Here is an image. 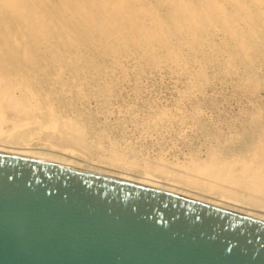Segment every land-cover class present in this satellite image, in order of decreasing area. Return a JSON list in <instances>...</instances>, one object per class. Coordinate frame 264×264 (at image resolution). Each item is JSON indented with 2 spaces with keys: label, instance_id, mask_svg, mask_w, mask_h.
I'll return each instance as SVG.
<instances>
[{
  "label": "bare ground",
  "instance_id": "obj_1",
  "mask_svg": "<svg viewBox=\"0 0 264 264\" xmlns=\"http://www.w3.org/2000/svg\"><path fill=\"white\" fill-rule=\"evenodd\" d=\"M130 67L137 76L168 69L185 77V96L211 81L207 68L239 74L251 93L264 91L255 71L264 68V0H0V153L147 185L264 222V103L224 140L200 125L210 139L203 156L193 153L170 168L161 157L141 164L111 139L122 127L107 123ZM91 101L95 112L87 110ZM190 116L200 120L196 110ZM181 118L162 109L137 124L145 133ZM77 149L97 164L78 160Z\"/></svg>",
  "mask_w": 264,
  "mask_h": 264
},
{
  "label": "water",
  "instance_id": "obj_2",
  "mask_svg": "<svg viewBox=\"0 0 264 264\" xmlns=\"http://www.w3.org/2000/svg\"><path fill=\"white\" fill-rule=\"evenodd\" d=\"M0 264H264V222L0 153Z\"/></svg>",
  "mask_w": 264,
  "mask_h": 264
},
{
  "label": "rangeland",
  "instance_id": "obj_3",
  "mask_svg": "<svg viewBox=\"0 0 264 264\" xmlns=\"http://www.w3.org/2000/svg\"><path fill=\"white\" fill-rule=\"evenodd\" d=\"M129 69L126 86L117 90L112 99L110 107L113 112L108 116L107 123L113 129L122 127L123 132L113 131L110 134L111 139L119 148H126L124 150L128 158H137L141 164L143 160L152 161L161 157L170 168L173 162H182L193 153L203 156L210 139L200 125L206 127L208 131H217L220 140H224L238 130L240 122L252 108L262 106L264 103V91L260 89L257 93H251L242 85L239 74L221 76L214 74L211 68H207L206 73L211 77V81L201 92L193 90L189 96H185L187 80L183 76L175 75L168 69L157 72L147 71L137 76L132 67ZM255 71L264 79V68L256 67ZM67 107H61L64 113L70 112L71 105ZM87 108L95 112L97 105L91 101L87 104ZM162 109L177 113L178 116H182L181 120L172 123L167 129L160 127L143 133L137 123ZM193 110L199 113V121L191 118L190 114ZM125 116L127 118L133 116L136 123L128 122L124 119ZM77 151L78 160H90L97 164L94 159L86 158L83 151L78 149ZM93 152L101 154L105 151L96 149ZM116 168L120 169L119 171L125 170L122 172L128 174L130 172L133 175L140 174L138 169L114 167ZM159 177L164 179L163 175L155 176L157 180L160 179ZM250 211L255 212L252 208Z\"/></svg>",
  "mask_w": 264,
  "mask_h": 264
}]
</instances>
